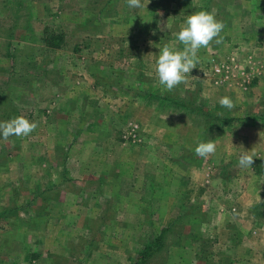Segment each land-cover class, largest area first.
Masks as SVG:
<instances>
[{
	"label": "rangeland",
	"instance_id": "1",
	"mask_svg": "<svg viewBox=\"0 0 264 264\" xmlns=\"http://www.w3.org/2000/svg\"><path fill=\"white\" fill-rule=\"evenodd\" d=\"M144 3L0 0V122L37 125L0 138V264H264V0ZM199 11L221 42L165 91L158 52Z\"/></svg>",
	"mask_w": 264,
	"mask_h": 264
},
{
	"label": "clouds",
	"instance_id": "2",
	"mask_svg": "<svg viewBox=\"0 0 264 264\" xmlns=\"http://www.w3.org/2000/svg\"><path fill=\"white\" fill-rule=\"evenodd\" d=\"M130 9L137 11L144 10V0H127ZM224 24L207 11H199L186 17L180 30L176 32L173 44L182 45V48L164 44L155 62V75L158 83L165 91L171 92L191 76L193 69L198 68L200 63V50L210 46L211 43L221 42L220 34ZM219 105L228 111L235 107L229 96L221 97ZM37 125L26 118L16 117L10 121L0 122V138L7 139L10 136L27 137ZM194 149L198 157L207 158L216 152L214 140L196 141ZM253 157L242 154L238 159V166L242 168L251 167Z\"/></svg>",
	"mask_w": 264,
	"mask_h": 264
},
{
	"label": "trees",
	"instance_id": "3",
	"mask_svg": "<svg viewBox=\"0 0 264 264\" xmlns=\"http://www.w3.org/2000/svg\"><path fill=\"white\" fill-rule=\"evenodd\" d=\"M168 231V229H162L160 234L156 236L152 242L145 245L143 250L139 252V258L141 259V262H144L146 258L152 256L154 250H159L164 246V236Z\"/></svg>",
	"mask_w": 264,
	"mask_h": 264
}]
</instances>
